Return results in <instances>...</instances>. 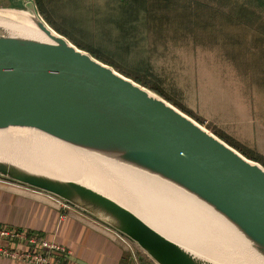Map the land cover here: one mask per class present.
<instances>
[{
    "label": "water",
    "instance_id": "95a60500",
    "mask_svg": "<svg viewBox=\"0 0 264 264\" xmlns=\"http://www.w3.org/2000/svg\"><path fill=\"white\" fill-rule=\"evenodd\" d=\"M22 2L24 13L50 41L13 35L0 26V129L33 128L153 176L219 215L264 259V168L56 33L32 0ZM0 177L89 213L133 241L156 264H214L77 180L1 159Z\"/></svg>",
    "mask_w": 264,
    "mask_h": 264
},
{
    "label": "crops",
    "instance_id": "0c3cea01",
    "mask_svg": "<svg viewBox=\"0 0 264 264\" xmlns=\"http://www.w3.org/2000/svg\"><path fill=\"white\" fill-rule=\"evenodd\" d=\"M16 1L0 0V7ZM32 1L77 48L205 120L214 135L264 165V2ZM0 224L57 243L71 264H156L93 216L3 177ZM0 264L32 263L0 258Z\"/></svg>",
    "mask_w": 264,
    "mask_h": 264
},
{
    "label": "bare ground",
    "instance_id": "6f19581e",
    "mask_svg": "<svg viewBox=\"0 0 264 264\" xmlns=\"http://www.w3.org/2000/svg\"><path fill=\"white\" fill-rule=\"evenodd\" d=\"M0 26H2L6 32L13 35L25 36L42 41H50L48 36L34 24L30 15L21 11L0 9ZM23 130H29V132L27 134H24L23 132L24 136L16 134ZM14 137L32 140L34 145H36V149L34 148L33 151H30L32 152V156L30 153L28 154L27 152L19 149L20 143L12 140ZM18 149L22 153L16 152V154L6 152L14 150L17 151ZM14 155L21 158H23L22 156L27 158L25 160ZM0 159L14 163L17 166L33 172L50 174L59 178L64 177L75 181L77 180L78 182L112 199H114V196L107 195L105 191L101 189V191H99L84 180L81 181L79 177L74 176V173L71 172L74 175L70 177V173L66 175L63 174V172L69 168L75 173H78V171H80L79 169H82L86 173L83 175L85 179L90 178L94 181L93 183L96 182L95 184H97V182L103 184L102 182H104L107 187V185L110 186L112 181L114 182V184L112 183L113 185L119 183L125 186H135L140 191L155 197L159 201H162L163 204L170 207L172 211H175L172 207L181 211L183 215L190 220L185 219L189 224H191L192 229L197 228L201 232L203 231L211 234L212 237L222 245V250L220 249L221 251L219 252L215 249L216 247H212L215 249L213 250L212 248L198 244L197 241L183 238L184 236L181 238L177 236L176 233V235L171 233L172 230H170V232L165 230L166 228L161 226L163 224L156 220L158 218H151L152 215L149 216L150 214H145L146 218L149 216L148 219L141 217L139 214L130 209L129 206L127 207V205L125 206L114 199L121 205L130 209L161 234L175 241L183 248L204 257L205 260L207 259V261L209 260L214 264H264V259L248 245V242L230 224L208 207L195 200L193 197L173 188L153 176H148L147 174L132 167L67 144L39 130L26 127H8L0 129ZM33 159H39L40 162L47 164L50 167L53 165L54 169L56 168L57 170L59 169L63 172L31 163L30 160ZM119 192L122 193L120 190ZM120 195L121 194H119V196ZM187 235L191 236L190 233Z\"/></svg>",
    "mask_w": 264,
    "mask_h": 264
},
{
    "label": "rangeland",
    "instance_id": "374dc122",
    "mask_svg": "<svg viewBox=\"0 0 264 264\" xmlns=\"http://www.w3.org/2000/svg\"><path fill=\"white\" fill-rule=\"evenodd\" d=\"M239 2H242V1H246V0H237ZM249 3H251L252 1L254 2V0H248ZM259 1V0H258ZM261 3L264 2V0H260ZM9 6V5H7ZM11 9H14L16 11H21V12H24V11H27L26 8H24V6L22 5V3L20 1H16L15 2V5L11 8ZM39 14V13H38ZM43 19V18H42ZM43 21L45 22V20L43 19ZM46 23V22H45ZM47 24V23H46ZM139 84V83H138ZM143 86V85H141ZM145 87V86H143ZM146 89H148L147 87H145ZM149 91H151L152 93L156 94L157 96L163 98L164 100H166L168 103H170L167 99H165L163 96H161L159 93L151 90V89H148ZM171 104V103H170ZM173 105V104H171ZM176 109H178L179 111H181L182 113H184L185 115H187L188 117H190L193 121H195L197 124H199L201 127L205 128L208 132L212 133L214 135V132L212 131L211 127L209 126V124H207V122L205 120H198L195 116L193 115H190L188 114L187 112L183 111L180 107L178 106H175L173 105ZM193 116V117H192ZM195 117V118H194ZM27 134L29 132V130H23V131H20L18 133H16L17 135L19 136H24V134ZM216 136V135H215ZM12 140L16 141V142H19L20 143V146H19V149L21 151H25L27 152L28 154L30 153V155L32 156V152L30 151H33L35 146L34 143L32 142V140L30 139H23V138H19V137H14ZM30 140V141H29ZM222 140V139H221ZM22 142V143H21ZM33 144V145H32ZM24 145V146H23ZM13 146V145H11ZM23 146V147H22ZM34 146V147H32ZM17 150V151H6V152H9V153H16V152H19V153H22L20 150ZM36 149V148H35ZM236 150V149H235ZM237 151V150H236ZM239 152V151H238ZM240 153V152H239ZM17 154V153H16ZM242 154V153H241ZM12 155V154H11ZM27 155V154H26ZM34 155V154H33ZM243 155V154H242ZM16 156V155H14ZM35 156V155H34ZM244 156V155H243ZM16 157H19V156H16ZM23 158L21 159H25L27 157H24L22 156ZM246 157V156H245ZM248 158V157H246ZM249 159V158H248ZM251 160V159H250ZM37 161V162H36ZM254 161V160H252ZM31 163H34V164H37V165H41V166H44L48 169H54L53 165L52 167H50L49 165L47 164H44L42 162L39 161V159H33V160H30ZM254 162H257L259 163L258 161H254ZM43 164V165H42ZM263 168H264V165H262L261 163H259ZM54 170H57L56 168ZM80 171H78V173H75L72 169L70 170L69 168L66 169L64 172L61 171V170H57V171H61L63 172V174H69L70 177L73 176H76V177H79V179L81 181H85L87 182L88 184H91V186L95 187L96 189H98L99 191L103 190L105 191V193L107 195H110V196H114V199H116L117 201H119L120 203L124 204L125 206L127 205V207L129 206L130 209H132L134 212H136L137 214H139L141 217H145V214L151 216V218H158L156 219L158 222L162 223L163 225H160L165 227L166 229L165 230H168L171 233L173 234H177V236L179 237H183V238H186L188 240H194V241H197L198 244H201V245H204L208 248H212V247H216L215 249L217 251H221L222 250V245L212 237L211 234H208L207 232H201L199 229H192L191 227V224L188 223L187 220H189L185 215H183V213L181 211H178L176 208L172 207L173 210L175 211H172L170 207L166 206L165 204H163L162 201H159L157 200L155 197H152L142 191H140L137 187L135 186H125V185H121L119 183H116L115 185L114 182L111 181L110 183V186L107 185L106 187V183L102 182L103 184L97 182V184L93 183L94 181H92L90 178L88 179H85V177L83 175H85L86 173L82 170V169H79ZM74 174H72V173ZM81 172V173H80ZM91 181V182H90ZM103 181V180H102ZM90 182V183H89ZM113 183V184H112ZM95 184V185H94ZM118 184V185H117ZM125 184V182H124ZM117 185V186H116ZM119 186V187H118ZM132 187V188H131ZM123 188V189H122ZM101 189V190H100ZM114 189V190H113ZM119 190L122 192L120 193ZM102 191V192H103ZM116 191V192H114ZM119 194H121L119 196ZM123 194V195H122ZM122 196V197H121ZM152 198V199H151ZM131 201V202H130ZM130 202V203H129ZM138 204V205H137ZM74 206V205H73ZM76 207V206H75ZM78 208V207H77ZM80 209V208H79ZM136 209V210H135ZM140 212H138V211ZM83 211V210H82ZM85 212V211H84ZM87 213V212H85ZM89 214V213H87ZM144 214V215H143ZM90 215V214H89ZM92 216V215H91ZM148 216V218H149ZM162 216V217H161ZM95 218V217H94ZM146 218V219H148ZM162 218V219H161ZM187 219V220H185ZM190 221V220H189ZM198 224V223H197ZM199 225V224H198ZM183 226V227H182ZM181 228V229H180ZM174 229V230H173ZM176 229V230H175ZM195 230V231H194ZM197 230V231H196ZM191 231V232H190ZM199 231V232H198ZM193 232V233H192ZM187 235V234H189ZM205 233V234H204ZM175 234V235H176ZM186 234V235H185ZM194 236H193V235ZM197 234V235H196ZM202 234V235H201ZM204 234V235H203ZM199 235V236H198ZM195 237V238H194ZM200 237V238H198ZM201 239V240H200ZM131 241V240H130ZM211 241V242H210ZM133 242V241H132ZM210 242V243H208ZM216 242V243H215ZM134 243V242H133ZM218 243V244H217ZM135 246H137L136 244H134ZM138 247V246H137ZM213 249V248H212ZM213 249V250H215ZM221 249V250H220Z\"/></svg>",
    "mask_w": 264,
    "mask_h": 264
},
{
    "label": "built area",
    "instance_id": "2783aa9c",
    "mask_svg": "<svg viewBox=\"0 0 264 264\" xmlns=\"http://www.w3.org/2000/svg\"><path fill=\"white\" fill-rule=\"evenodd\" d=\"M49 195L55 199L57 205L64 209H79L55 195L50 193ZM105 227L107 230H111L120 241L128 243L129 238L125 235L109 225ZM64 253L65 251L60 245L46 241L36 233L0 224V258L32 264H71L63 258Z\"/></svg>",
    "mask_w": 264,
    "mask_h": 264
},
{
    "label": "trees",
    "instance_id": "16d2710c",
    "mask_svg": "<svg viewBox=\"0 0 264 264\" xmlns=\"http://www.w3.org/2000/svg\"><path fill=\"white\" fill-rule=\"evenodd\" d=\"M239 1H237V3H238ZM239 12H241V13H243L244 12V9H242V8H240L239 10H238V13Z\"/></svg>",
    "mask_w": 264,
    "mask_h": 264
}]
</instances>
